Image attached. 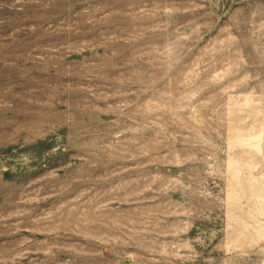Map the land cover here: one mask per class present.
Returning a JSON list of instances; mask_svg holds the SVG:
<instances>
[{
  "label": "rangeland",
  "instance_id": "rangeland-1",
  "mask_svg": "<svg viewBox=\"0 0 264 264\" xmlns=\"http://www.w3.org/2000/svg\"><path fill=\"white\" fill-rule=\"evenodd\" d=\"M0 264H264V0H0Z\"/></svg>",
  "mask_w": 264,
  "mask_h": 264
}]
</instances>
